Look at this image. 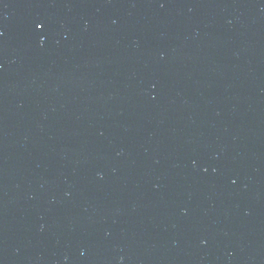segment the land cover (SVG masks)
Here are the masks:
<instances>
[{"label":"water","instance_id":"water-1","mask_svg":"<svg viewBox=\"0 0 264 264\" xmlns=\"http://www.w3.org/2000/svg\"><path fill=\"white\" fill-rule=\"evenodd\" d=\"M0 264H264V0H0Z\"/></svg>","mask_w":264,"mask_h":264},{"label":"snow or ice","instance_id":"snow-or-ice-1","mask_svg":"<svg viewBox=\"0 0 264 264\" xmlns=\"http://www.w3.org/2000/svg\"><path fill=\"white\" fill-rule=\"evenodd\" d=\"M37 27H42V25L41 24H37Z\"/></svg>","mask_w":264,"mask_h":264}]
</instances>
